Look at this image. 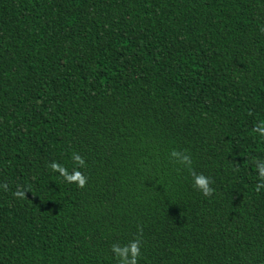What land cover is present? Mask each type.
I'll list each match as a JSON object with an SVG mask.
<instances>
[{
  "label": "trees",
  "instance_id": "trees-1",
  "mask_svg": "<svg viewBox=\"0 0 264 264\" xmlns=\"http://www.w3.org/2000/svg\"><path fill=\"white\" fill-rule=\"evenodd\" d=\"M257 125L264 0H0V264H264Z\"/></svg>",
  "mask_w": 264,
  "mask_h": 264
},
{
  "label": "clouds",
  "instance_id": "clouds-1",
  "mask_svg": "<svg viewBox=\"0 0 264 264\" xmlns=\"http://www.w3.org/2000/svg\"><path fill=\"white\" fill-rule=\"evenodd\" d=\"M254 131L259 132L261 135H264V125H257ZM171 156L177 158L181 163H184L189 166L191 164L190 157L181 152L173 150L171 152ZM74 160L77 161L81 166H83L85 163L84 160L78 154L74 156ZM256 166L258 168L259 176L262 181V183L256 186V190L259 191L261 187H264V161L258 162ZM50 167L54 171H59L68 182H75L80 188L86 186L87 178L80 171H74V174L70 175L66 168L58 165L57 163H52ZM193 175H195V182L193 184V187L199 190L204 196H211L215 191L211 187V179L205 177L203 174L196 175L195 173H193ZM6 188L7 186L5 185V189ZM14 195L17 197H23L24 192L16 191ZM140 245L141 241L139 239H134L128 245L125 246H119L114 244L112 246V251L115 255V258L117 259V264H138V259L140 257Z\"/></svg>",
  "mask_w": 264,
  "mask_h": 264
}]
</instances>
